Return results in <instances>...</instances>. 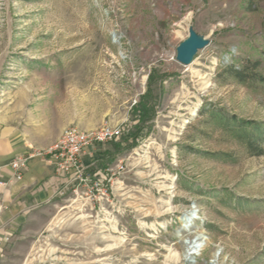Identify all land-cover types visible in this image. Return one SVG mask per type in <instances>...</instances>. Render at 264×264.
<instances>
[{
    "label": "rangeland",
    "instance_id": "374dc122",
    "mask_svg": "<svg viewBox=\"0 0 264 264\" xmlns=\"http://www.w3.org/2000/svg\"><path fill=\"white\" fill-rule=\"evenodd\" d=\"M190 25L209 44L182 65ZM245 58L264 73V0H0V151L124 126L83 155L84 180L0 216V264H264V153L220 116L264 130V84L217 78ZM147 90L154 111L139 121ZM192 204L207 243L168 259Z\"/></svg>",
    "mask_w": 264,
    "mask_h": 264
},
{
    "label": "crops",
    "instance_id": "0c3cea01",
    "mask_svg": "<svg viewBox=\"0 0 264 264\" xmlns=\"http://www.w3.org/2000/svg\"><path fill=\"white\" fill-rule=\"evenodd\" d=\"M5 142V137H0V146ZM8 151H0V179L6 182L0 188L2 219L7 221L26 216L49 202L70 184L68 174L61 173L53 162L36 154L27 159V169L21 179L16 180L9 163L17 155L29 152L22 148Z\"/></svg>",
    "mask_w": 264,
    "mask_h": 264
},
{
    "label": "built area",
    "instance_id": "2783aa9c",
    "mask_svg": "<svg viewBox=\"0 0 264 264\" xmlns=\"http://www.w3.org/2000/svg\"><path fill=\"white\" fill-rule=\"evenodd\" d=\"M123 130L122 124L111 123H104L89 130L67 127L56 142L35 154L53 162L61 173L68 174L70 183L77 179L84 180L83 155L90 154L92 147L96 144H104L118 139ZM31 155L33 153L21 154L11 159L9 165L16 180L21 179L23 172L27 169V159ZM5 185L6 182L0 179V188Z\"/></svg>",
    "mask_w": 264,
    "mask_h": 264
},
{
    "label": "trees",
    "instance_id": "16d2710c",
    "mask_svg": "<svg viewBox=\"0 0 264 264\" xmlns=\"http://www.w3.org/2000/svg\"><path fill=\"white\" fill-rule=\"evenodd\" d=\"M220 67L217 78H222V80L234 78L238 82L264 84V73L261 70V60L259 59L245 58L238 64L232 62L230 64H220ZM150 98V90H147L139 103L134 106L133 111L135 114L138 113L139 121H145L153 114L154 107L150 104ZM201 114H203V111H201ZM220 116L223 117L226 123H232L237 136L245 142L246 148L251 154L262 155L264 153V130L262 125L253 120L247 121L236 118V116Z\"/></svg>",
    "mask_w": 264,
    "mask_h": 264
},
{
    "label": "bare ground",
    "instance_id": "6f19581e",
    "mask_svg": "<svg viewBox=\"0 0 264 264\" xmlns=\"http://www.w3.org/2000/svg\"><path fill=\"white\" fill-rule=\"evenodd\" d=\"M192 111H194V112H192V114H194L195 110H192ZM194 207L197 209V206H193V204L190 205L189 208L185 209L178 216V221L180 222V226L176 231V236L179 239L182 251L179 254L174 253L172 255H169L168 259L172 258L173 260H176L177 262H179L180 260L182 262H188L189 258L192 255L189 253V250L194 249L195 250L194 254H197V251L202 249L201 247L205 243H207L208 238H207V236L204 235V233L201 230H199V226L196 224L197 219H190L191 218V209H193ZM113 228H115V226H113ZM195 243H197V247L190 248V244H195ZM110 245H111V247L113 246L112 244H110ZM204 247H205V245H204ZM220 254H221V248L216 247L211 254V257L213 258V263L217 262V259H218Z\"/></svg>",
    "mask_w": 264,
    "mask_h": 264
},
{
    "label": "water",
    "instance_id": "95a60500",
    "mask_svg": "<svg viewBox=\"0 0 264 264\" xmlns=\"http://www.w3.org/2000/svg\"><path fill=\"white\" fill-rule=\"evenodd\" d=\"M209 44V40L203 35L197 33L193 26L188 27V33L176 47L175 58L176 61L182 65H189L192 63L198 50L205 48ZM195 206V205H193ZM197 209H191V218L196 217ZM194 241V240H193ZM197 247V243L190 244V248ZM194 249H190L189 253H194Z\"/></svg>",
    "mask_w": 264,
    "mask_h": 264
}]
</instances>
